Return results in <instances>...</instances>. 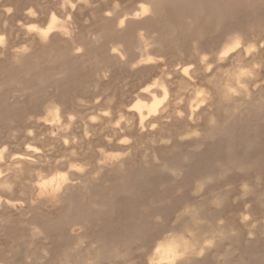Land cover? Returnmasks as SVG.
I'll use <instances>...</instances> for the list:
<instances>
[{"label":"rangeland","instance_id":"rangeland-1","mask_svg":"<svg viewBox=\"0 0 264 264\" xmlns=\"http://www.w3.org/2000/svg\"><path fill=\"white\" fill-rule=\"evenodd\" d=\"M70 1L75 8L73 5L60 7L61 0H0V34L5 37L4 41L9 40L6 41L7 43L4 42L5 45L0 44V147L4 146L6 153H4V159L0 161V168L4 172L2 174H9L11 178V173L6 171L5 165L9 163L13 153L26 152L27 144L38 148L36 152H29L33 154L36 162L29 164L30 172L16 178L11 186L12 189L8 191L0 189L1 264H19L15 259H20V264H53L54 262L56 264L64 257L63 254H68L66 250L67 248L69 250L70 245L72 246L77 235L88 234L81 244L82 248L85 246L82 252L90 245L96 248L101 244V242L98 244V238L103 236L108 239L109 234L112 233V227H117L127 218L137 219L136 208L138 209L141 203V205H147L152 199L154 205L160 203V209L169 214L168 225L171 224L174 213L170 206L177 204L181 197L188 195L187 191L180 193L176 190L179 185H185L191 180L187 168L189 169L194 163V159L184 164L182 174L175 180L161 169V165L170 159L171 153L168 150L175 148L185 152L192 142L189 139L180 140L176 136L181 123L174 117L156 132L150 131L148 124L141 130L136 113L128 110L127 107L134 100V94L136 95L142 86L152 83L157 77H163L168 82L171 93L167 102L171 103L179 71L181 66L188 62V50L194 43L203 47L212 39L225 37L228 32H240L249 25L248 23H255L261 14H264V0H188L187 3L185 0H179V2L182 1L181 4L177 2L178 0H148V2L147 0H116L118 3L115 0ZM184 1L187 5L189 4V8L183 3ZM205 2H208L207 5H204ZM209 2L213 5L208 7ZM141 3H147L146 15L137 16L139 18L129 15L133 14L135 8L138 10ZM8 8L12 11H5ZM29 8L36 14L30 15ZM51 11L60 17L62 27L51 31L46 40L41 39L35 32H28L27 24L36 23L44 26ZM33 14L34 17H32ZM67 14L71 19L66 17ZM123 17L126 19L121 26L118 21ZM214 27L218 29L214 31ZM22 55L24 57H21ZM147 56H153L152 58L156 59L147 62L145 60ZM207 57L210 55L207 54ZM243 63H241L243 66L248 64ZM225 67L234 68L235 66L226 64ZM262 76H264V67L260 71V77ZM194 83L199 85L202 82L196 78ZM105 91L107 93H103ZM261 92L264 94V84H261ZM188 93L190 94V92H184V97L189 96ZM157 94L160 95V92ZM141 97L148 98L145 94ZM258 97V93H255V98ZM109 98L111 104L108 102ZM88 103L92 105H87ZM262 103V109L258 114L251 110L249 120L241 121L248 113L245 111L238 114L234 122L237 126L233 138L244 136L248 140H253L256 145L252 155L258 160L246 177L248 186L253 191L246 196L240 193V181L243 175L236 171V168H232L228 175L235 182V187L222 201V205H218L221 206L218 207L222 212L223 221L221 222L232 221L231 233L235 231L234 233L238 234L237 240H222L221 251L230 246L227 249L230 253L226 257L221 252L223 255L218 259L210 257L214 253L215 246L214 243H209L206 255L203 256L204 259L207 256L204 264H264V235H262L264 234L262 231L264 230V122H262L264 99ZM51 106H57L60 112L64 113H61L62 119L60 118V123L64 124L63 127L61 125L59 128L54 122H50L53 121L49 113ZM105 112L108 113L107 116L102 115ZM120 112L122 118L121 114H118ZM77 113L81 115L77 116ZM210 113L218 124L226 119V113L216 106L212 107ZM208 114L207 111L200 114L198 127L203 147L200 145L198 151H204L209 145L215 144L226 148L229 138L204 136L209 128ZM68 116L69 119H67ZM118 116L122 122H118ZM92 117L95 119L93 120ZM126 118L132 122L133 126L123 131L124 128L121 126ZM69 120L70 122L66 123L68 126L70 124L71 129L65 124V121ZM109 124L110 126L114 124L113 128ZM83 131L85 135L87 133L86 136ZM62 135L65 137L62 138ZM70 135L74 136L73 141ZM168 136H171V139L161 140V137ZM124 137H128L129 140ZM77 138H80L81 142ZM124 139L128 141L125 144L121 143ZM88 145L91 148L87 149ZM236 145H234V152L239 153L240 148ZM101 146L108 152H123L127 149L132 154L123 158L122 169L116 165L114 158L104 159L99 172L89 173L85 183L61 190L57 196L38 191L35 186L36 170L48 174L50 168L49 174L51 171L52 173L63 171L71 175L76 173L75 169L69 166L73 164L81 165L83 172L95 171L97 167L95 161L99 156L96 150ZM73 149L81 155L70 156V151ZM154 154L157 156V162L153 158ZM143 175L155 176L156 182L152 183L154 184L152 187L145 182ZM161 177L164 178L166 185L161 182L163 180H160ZM135 188L136 191H133ZM252 202L253 204L249 205ZM99 213L101 216H98ZM78 222H84V227L79 228L76 224ZM97 225L100 228H97ZM158 235L159 233L146 239L147 251L151 249ZM86 239L89 240L86 241ZM61 249L67 253L62 254ZM69 254L68 257L72 252L69 251ZM133 255L136 257L135 260L138 259L139 264L144 263V255L137 254L136 251Z\"/></svg>","mask_w":264,"mask_h":264},{"label":"bare ground","instance_id":"bare-ground-1","mask_svg":"<svg viewBox=\"0 0 264 264\" xmlns=\"http://www.w3.org/2000/svg\"><path fill=\"white\" fill-rule=\"evenodd\" d=\"M61 1H62L61 2L62 5H60V7L61 6L64 7L65 5H68V6L74 5V4H72V2L70 0H66V1L61 0ZM78 1H76V2H78ZM144 1H146V0H144ZM185 1H186V3L188 2V0H185ZM185 1L183 3H185ZM147 2H148V0H147ZM177 2H179V0ZM177 2H175V3H177ZM181 2H179V3L181 4ZM202 2L203 1H201V3ZM189 3H190V1H189ZM205 3L206 4H204V5H207L208 2H205ZM210 3L211 2H209L208 7L210 5H213ZM146 4L147 3H145V4L141 3L139 6L137 5L138 10L135 8V11L133 12V14H129V15L134 16V18L139 16V15H137V13H140V16L143 14L146 15L145 10L148 11V6ZM141 5H143L144 7L142 8ZM188 5H187V7H188ZM151 8H152V6L150 7V9ZM70 10H71V8H70ZM33 11L34 10L29 8L28 13H30V15H32V13H34ZM34 14H36V13H34ZM34 14L32 17H34ZM126 14H128V13L126 12ZM181 14H182V12H181ZM199 14H201V12H199ZM53 15L55 16V19H53ZM151 15H153V14H151ZM36 16L37 15H35V17ZM69 16H70L69 14L66 15L67 18H69ZM191 16H192V14H191ZM137 18H139V17H137ZM125 19L126 18L123 17L119 21L118 20L117 21L121 24V21L124 22ZM4 21H6V20H4ZM60 21H61L60 17H58L54 12L51 11V13L48 16L47 22L44 26H40L36 23H29L26 25V29L28 30V32L29 31L35 32L41 39H45L48 37L47 35L51 31H53L54 29H57L59 27H62V25H60ZM186 21H187V19H186ZM232 21H234V20H232ZM3 23H5V22H3ZM19 23H21V22H19ZM248 24L249 25L246 26L244 29H242V31L240 30L241 29L240 28L239 29L240 32L239 31L234 32V33L228 32L225 37H223L221 39H212L208 43H206L205 46H203V47L199 46V44L197 45V43L196 44L194 43V45L188 50V54H187L188 62L183 64L181 66V70L179 71V77L176 81L175 89L173 91V101L171 103L166 101L158 109L157 114L152 115V116L148 115V111L145 108L143 110V115L148 117V118L146 120H144L143 124H141V113L139 111L135 110L133 106L136 105L137 101H139L141 103V105H151L153 102V97L155 96L157 98H162L164 95L165 89L167 90L168 97H169L170 93H171V89H170L168 82L163 77L154 78L152 83H149V84L142 86L139 89L138 93L136 95L134 94V96H135L134 100L127 107L128 110H132L136 113L138 126L141 130H143L144 126L146 124H148L150 131L156 132L157 130H160L163 127L162 126L163 124L167 123L172 117H174L177 122L181 123V128L178 129L179 131L177 132L176 136H178V138H180V140L189 139L190 142H192L189 149L185 152H182L179 149H178L179 151L175 150V148L168 150L171 153L170 159H168V162L167 161L163 162L161 165V169L163 171H166L167 175L175 180L178 178L179 175L182 174L181 170L184 169V164L186 162H189L190 160L194 159V161H193L194 163L190 166L189 169L187 168V170H189L191 180L185 185H179L177 187V190H176L180 193L187 191L188 195L181 197L179 199V201L177 202V204L170 206V208L172 209V211L174 213V219L172 220V223L168 225L169 214L165 213L162 209H160V203H159V205H158V203H157V205H154L153 199L150 201L149 200L150 198H149L148 199L149 201L147 200L149 202L147 205H141L142 204L141 203L140 206H138V209L136 208L135 213L137 214V219H134L133 217L127 218L123 223L119 224L117 227H112L111 228L112 233L109 234V238L107 237L108 239H105L103 236L100 237V233L98 232V234H99L98 236L100 238H98V240L96 238V240H97V242H99L98 244H100V242H101L100 246H98L96 248H92L90 245L88 248L86 247L84 252H82V249L85 246L82 248L81 244L84 242V238L86 236L88 237V234L83 233L86 235L75 236V239L73 240L72 246L71 245H70V247L68 246L69 250H68V248L66 250V251H68V254H63L65 251L63 249H61L63 251L62 254L64 255V257L61 260L59 258L60 261H58V263H56V264H139L138 259L135 260L136 257H134V255H133L135 251L137 252V254L139 253L141 255H144V263L143 264H150V260H159L160 259V257L155 252V249L159 245H164L165 247L178 246V250L183 252L184 255L182 256V258H180L179 260L176 261V264H204V261H205L207 256L205 257V259L203 258V256L206 255V251L209 248L208 247L209 243H214V246H215L214 253H212L210 255L211 258L218 259L219 256L221 257L223 254L226 255V257H228L227 255L230 252L227 249L230 248V246H228V248L226 247L227 248L226 250L221 251V249H220L221 241L224 239L237 240V237H238V234H235L234 230H233L234 232L232 231L233 233H231V230L233 229L231 220L221 222V221H223L222 217H221L222 212L218 209V207H219L218 205L219 204L222 205V201L232 192V190L235 187V182L229 177L228 172L232 168H236V171H239L240 173H242L243 177L240 181L239 191L243 196L244 195L246 196V194H248L249 192L252 193V191H253L252 188H250L248 186L246 177L249 175L248 173H249V171H251L252 166L255 165V163L258 160L257 157H254L252 155L254 152V146H256L254 144L253 140H251V139L248 140L244 136H242V137L240 136L237 139L233 138V134H234V131H235L236 126H237V124L234 122L236 121L235 119L237 118V115L240 113L242 114V112L247 111L248 113H247V115H245V117L243 119L240 118L241 121L242 120H244V121L249 120V118L251 117V115H249L250 114L249 111H251V110H253L255 112V114L256 113L258 114V112H260V110L262 109L261 107L263 105L262 102L264 99V96H263L264 94H262V92H261V84H264V76L260 77V71L264 67V38H263V36H264V14H261L259 19L255 23H253V24L248 23ZM223 27H225V26H223ZM30 28H31V30H30ZM140 28H142V27H140ZM214 28H215L214 31H216L218 29V27L217 28L214 27ZM27 30H26V32H27ZM206 33H208V32H206ZM60 35H61V33H60ZM0 36H3V35L0 34ZM202 36L203 35H201V38H203ZM204 36H206V35H204ZM193 37H194V35H193ZM251 40L256 41V42H252ZM6 41H9V40H6ZM6 41H3V43ZM186 41H187V39H186ZM192 42H193V40H192ZM3 45H5V43ZM29 47H27V48H29ZM233 49H235V50H233ZM222 52L225 55L222 56L221 55ZM207 54H208V56L210 55V57H207ZM21 57H24V56L22 55ZM152 57L147 56L145 58V60L148 62V61H151L152 59L153 60L156 59V58H152ZM243 62H247L248 63V64L246 63L247 66L246 65L243 66L241 64ZM226 64H229V65L235 66V67L234 68L233 67H231V68L225 67ZM254 67H256L257 69H255ZM164 68H166V67H164ZM209 68H210V70H209ZM186 69H187V74H185ZM161 73H162V71H161ZM196 78L199 81H201L203 84L200 83L199 85H197L196 83H194ZM166 79H167V77H166ZM126 81H127V79H126ZM241 84L244 85V87L241 88L240 87ZM152 85H156V87H152ZM145 88H148V91H143V89H145ZM104 89H105V87H104ZM124 89H125V87H124ZM107 91H105L103 93H107ZM157 92H160V95H158ZM184 92H190V94L188 93L189 96L184 97ZM255 93H258L259 97L257 99L255 98ZM142 94H145L148 98L147 99L142 98L141 97ZM113 95L114 94H112V96ZM110 98H109L108 102H110ZM113 99H114V97H113ZM83 100H85V99H83ZM80 102H81V99H80ZM94 102H93V104H94ZM82 103H84V102H82ZM89 104H91V103H88L87 105H89ZM110 104H111V102H110ZM122 106H124V105H122ZM213 106H216V107L222 109L226 113V119L221 124H218L214 120L213 114L210 113ZM77 107H79V106H77ZM203 107H205V108L203 109ZM61 108H63V106ZM108 108H110V107H108ZM254 108L257 109V111H255ZM193 109H195V111H193ZM107 110H109V109H107ZM103 111H105V110L103 109ZM203 111L209 112V114H208L209 115L208 116L209 128L205 132L204 136L205 137H216V136H218L220 138L222 136H225V137L229 138V140L227 141V144H226V148H223L222 146L215 144V145H209L204 151H198V150H200V149H198L199 146L202 144V139H200L201 138L200 129H199L198 125H199V119L201 117L200 114ZM108 112H110V111H108ZM49 113L54 114V115H51L52 119L58 121V122H54V123L60 128V126L62 125L60 123V118L62 119L61 113L62 114H64V113L60 112V109L57 106H51L49 108ZM179 113H183V115H179ZM72 114L74 115V111H72ZM118 114L119 115L121 114L120 117L122 118V113L120 112ZM66 115H68V114H66ZM78 115H81V114L77 113V116ZM85 115H87V114L85 113ZM102 115L104 116V114H102ZM69 116H72V115H69ZM69 116L67 117V119H69ZM92 116H94V115H92ZM110 116H111V114H110ZM240 117H242V116H240ZM117 118L116 119L119 122L120 121L119 116ZM123 118H125V117L123 116ZM78 119L80 120V116L78 117ZM97 119H99V118H97ZM124 120H123L124 123H122L123 125L121 126V128L122 127L124 128V129H122L123 131L125 130V128H130L133 126L132 122L128 118H126ZM263 120H262V122H264ZM89 121L92 122V120H89ZM66 122H70V120L65 121V124H67L66 126H68V123H66ZM83 122L85 123V121H83ZM97 122H98V120H97ZM120 122H122V121H120ZM93 123H94V121H93ZM71 124L73 125V123H71ZM86 124H88V123H86ZM153 124L156 125L155 128L152 127ZM63 125H62V127H63ZM112 125H114V124H112ZM112 125L110 126V124H109V126L113 128ZM69 126H70V124H69ZM59 128L57 130V133L59 131ZM69 128L71 129V126ZM96 128L97 127H95V129ZM118 128H120V125L118 126ZM121 128H120V132H121ZM126 130H129V129H126ZM84 131H85V129H84ZM25 132H26V130H25ZM66 132H64V133H66ZM70 132H71V130H70ZM115 132L116 131H114V133ZM57 133H55V134H57ZM61 133H63V132H61ZM57 135H55V136H57ZM84 135H85V132H84ZM86 135H87V133H86ZM95 135H93V136H95ZM67 136H68V134H67ZM116 136H117V133H116ZM51 137H52V135H51ZM63 137H65V136L62 135V138ZM71 137L72 136L70 135V138ZM73 137L71 139L72 141L74 140ZM91 137H92V135H91ZM113 137H115L114 134H113ZM80 138H77V140H79ZM97 138H98V136H97ZM100 138H101V136H100ZM121 138L123 139V137H121ZM124 138H128V137H124ZM111 139H112V137H111ZM169 139H171V136L161 137L162 141H166ZM127 140H129V138ZM60 141H62V140H60ZM107 141H110V140H107ZM123 141H126V140L124 139ZM219 142H220V140H219ZM70 143H71V141H70ZM74 143H76V142L74 141ZM80 144H77V145H80ZM123 144H125V143H123ZM64 145L66 146V144H64ZM107 145H108V143H107ZM234 145H236L240 148L239 153L234 152V147H235ZM186 146H188V145H186ZM52 147H53V145H52ZM201 147H203V146L201 145ZM86 148L89 149L91 147H90V145H88ZM81 149H82V146H81ZM4 151H5V147L4 146L0 147V161L4 157V153H5ZM36 151H38L37 147L30 145V144H27L26 145V152H24V153H13L12 154V156L9 160V163L7 165H5L6 171L8 170V172L11 173V178H10V176H8L9 174L3 175L2 174L3 170H2V168H0V189L8 191V189H10L11 186H13L12 184H14L13 182L16 178H18L24 174L27 175V173L30 172L29 164H32V162L35 159L33 158V154H31V153L29 154V152H36ZM96 152L98 153L99 156L97 158V161H95L96 166H97L95 168V171L92 170V171H88V172H86V171L83 172V167L81 165L78 166V165H73V164L69 165V166L70 167L72 166V168L75 169L74 171H76V173H71V175H70V173L63 172V171H56L53 173L51 171V173L49 174V171H50L49 167H48L49 168L48 174L47 173L44 174L40 170L35 169L36 170V172L34 173L35 177H36L35 186L38 188V191L40 193L53 194V195L57 196L61 190H64V189L66 190L70 187L73 188V186H75L76 184L85 183L87 181V175L89 173L99 172L103 166L102 164L104 163V159L114 158L116 160V165H118V167L120 169H122L123 168L122 165L124 162L123 158L126 157L127 155L132 154L131 151L127 150V149H126V151H123V152H108L102 146L98 147ZM69 155L73 156V157H78V155H81V154L73 149L70 151ZM153 156H154L153 158H155V159L157 158L156 154H154ZM156 162H157V159H156ZM90 164H92V163H90ZM88 165L89 164H87V166ZM85 169H86V167H85ZM66 171H67V169H66ZM144 177H145V182L149 183L152 187L154 185V184L152 185V183L155 181V178H154L155 176L153 177V176L147 175ZM160 180H162L161 182L163 183V185L164 184L166 185V183H164L163 177H161ZM259 180H261V179L259 178ZM100 181L101 180L99 179V182ZM257 181H258V179H257ZM22 183H23V181H22ZM127 186H128V184H127ZM258 186H260V185H258ZM99 187H101V186H99ZM54 190H56V191L54 192ZM133 191H136V188ZM133 191H130V192H133ZM20 192H22V191H20ZM23 195H25V194L23 193ZM122 196H121V198H123ZM157 197H159V196H157ZM151 198H153V197H151ZM159 199L161 202V198H159ZM126 200H127V198H126ZM234 200H235V198H234ZM8 202H10V201L8 200ZM164 202H165V200H164ZM167 202H169V201H167ZM16 203H17V201H16ZM260 203H262V201ZM251 204H253V202L250 203L249 205H251ZM247 208L248 207H246V209ZM110 209H111V205H110ZM154 210H158V211L155 212ZM98 216H101L100 213ZM127 217H128V215H127ZM249 218H250V216H249ZM202 221H204V222H202ZM76 224H78L77 226H79V228L84 227V222H78ZM254 226H255V224H254ZM97 228H100V227H98V225H97ZM96 230H98V229H96ZM108 230H110V229L108 228ZM104 231H106V230H104ZM262 231H264V230H262ZM158 233H159V235L154 239V242H153L151 249L149 251H147L146 250L147 246L145 244L146 239L149 237L151 238L154 234H158ZM62 235H61V237H63ZM92 235H93V233H92ZM94 235L96 236V234H94ZM262 235H264V234H262ZM59 237H60V235H59ZM91 237H94V236H91ZM89 239H90V237H89ZM89 239H86V241ZM245 242H247V241H245ZM210 247H212V246L210 245ZM65 248H66V246H65ZM69 251L72 252L71 256H69L71 258L68 257V255H70ZM235 252H237V251H235ZM65 253H67V252H65ZM55 255H57V254H55ZM16 260H17V262H19V264L21 263V261H19L20 259H15V261ZM54 261H55V259H54ZM40 263H41V261H40Z\"/></svg>","mask_w":264,"mask_h":264},{"label":"clouds","instance_id":"clouds-1","mask_svg":"<svg viewBox=\"0 0 264 264\" xmlns=\"http://www.w3.org/2000/svg\"><path fill=\"white\" fill-rule=\"evenodd\" d=\"M141 7L143 8L144 6L141 5ZM73 8H75V5H73ZM6 11L11 12V9H7ZM147 10H145V14H146ZM137 15H140V13H137ZM53 19H55V16L53 15ZM69 19H71V17H69ZM123 21H121V26H123ZM31 30V28H30ZM4 41V37L0 36V44H2ZM235 50V49H233ZM221 55H225L223 52L221 53ZM210 70V68H209ZM185 74H187V69L185 70ZM152 87H156V85H152ZM240 87H244V85H240ZM143 91H148V88L143 89ZM234 91V90H233ZM168 100V93L167 90H164V95L162 98H157V97H153V102L151 105H141V103L139 101H137L136 105H134V109L139 111L141 113V124H143L144 120H146L148 117L143 115V110L146 108L148 111V115L152 116V115H156L158 112V109ZM193 111H195V109H193ZM50 115H54L52 113H50ZM105 116L108 115L107 112L104 113ZM179 115H183V113H179ZM191 118V117H190ZM93 119H95V117H93ZM50 122H58L56 120L50 121ZM153 128L156 127L155 124L152 125ZM128 141H121V143H126ZM58 190V189H57ZM56 190H54L55 192ZM155 252L157 253V255L160 257L159 260H150V264H176V261L179 260L180 258H182V256L184 255L183 252L178 250V246H168L165 247L164 245H159L156 249Z\"/></svg>","mask_w":264,"mask_h":264}]
</instances>
